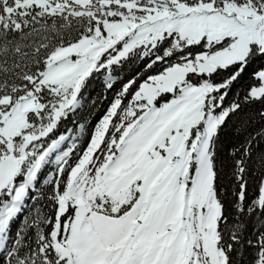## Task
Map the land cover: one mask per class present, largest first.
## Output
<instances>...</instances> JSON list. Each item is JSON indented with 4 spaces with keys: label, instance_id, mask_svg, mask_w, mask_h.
<instances>
[{
    "label": "snow or ice",
    "instance_id": "6c2138e0",
    "mask_svg": "<svg viewBox=\"0 0 264 264\" xmlns=\"http://www.w3.org/2000/svg\"><path fill=\"white\" fill-rule=\"evenodd\" d=\"M0 264H264V0H0Z\"/></svg>",
    "mask_w": 264,
    "mask_h": 264
}]
</instances>
